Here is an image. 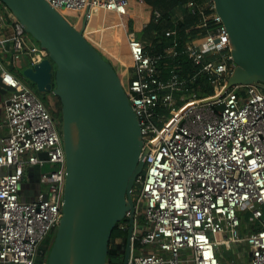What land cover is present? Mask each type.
Instances as JSON below:
<instances>
[{
	"label": "built area",
	"instance_id": "built-area-1",
	"mask_svg": "<svg viewBox=\"0 0 264 264\" xmlns=\"http://www.w3.org/2000/svg\"><path fill=\"white\" fill-rule=\"evenodd\" d=\"M47 1L55 8L85 12L86 19L95 7L123 19L129 4V0ZM186 7L200 15L205 31L183 43L174 36L155 53L121 22L122 42L133 68L125 89L139 119L143 149H148L134 185L135 226L127 264H221L220 247L239 241L250 247L245 264H264V89L238 84L212 102L196 97L199 75L209 80L215 95L233 64L228 32L213 0H193ZM154 17L160 13L154 12ZM13 18L14 31L0 39V45L11 42L15 61L25 54L31 64L46 57L47 50L27 42L28 34ZM180 55L195 70L183 76L175 62L163 77L160 61ZM7 63L4 53L0 80L11 89L4 101L8 131L0 138V169H8L0 174V264H36L39 248L61 217L65 152L49 108ZM218 103L223 109L215 108ZM42 152L46 158L39 156ZM45 162L53 165L39 174L47 197L40 192L33 201L22 200L24 166ZM244 212L259 226L242 234ZM138 217L143 219L140 224ZM135 239L140 244L137 254ZM148 244L153 250L144 248Z\"/></svg>",
	"mask_w": 264,
	"mask_h": 264
},
{
	"label": "water",
	"instance_id": "water-1",
	"mask_svg": "<svg viewBox=\"0 0 264 264\" xmlns=\"http://www.w3.org/2000/svg\"><path fill=\"white\" fill-rule=\"evenodd\" d=\"M0 1L48 53L23 69L24 78L61 103L66 174L61 217L45 264H106L111 232L128 217L122 261L127 264L135 224L132 192L148 149L122 80L84 35L85 15L76 27L63 15L64 7L47 0ZM213 2L228 32L233 66L220 92L203 98L205 103L238 84L264 89V0Z\"/></svg>",
	"mask_w": 264,
	"mask_h": 264
},
{
	"label": "crops",
	"instance_id": "crops-1",
	"mask_svg": "<svg viewBox=\"0 0 264 264\" xmlns=\"http://www.w3.org/2000/svg\"><path fill=\"white\" fill-rule=\"evenodd\" d=\"M190 1L193 0H186L181 4H178L175 2V0H129L128 12L123 17V19L118 18L113 12L109 10L95 7L92 9L91 16L89 17V19H86V24L83 33L86 36V38L102 53V55L107 60H109L111 63H114L116 65L114 68L116 69L117 73L119 74L118 71L121 70L123 78L128 80L130 75L132 74L133 68H132L130 54L122 42L125 36V28L121 25L122 20L123 22L126 23L127 30L129 28H132L137 30L140 33V35H142L141 39L144 40L146 47L148 46L146 48L148 52L155 53L154 51H152L155 42H152L149 36L154 37L156 35V32L155 31L150 32L148 29L144 31L143 29L144 23H146L147 20H150L151 17H154V12L157 11L161 13L162 12L161 8H163V9H168V12L172 14V18H173L172 21L174 22V24L176 26L177 25L180 26L183 24L186 13L189 12V9L186 7V4ZM84 15L85 12L80 13V18H78L77 20L78 26L76 27L81 26ZM156 20L157 19H155V21ZM14 22L15 21L12 12L6 7V5H4L0 1V39H3L13 33ZM139 29L140 31L143 30L144 32H140ZM174 36L180 37L179 29L178 30L176 28L173 29L171 37ZM27 42L29 43L34 42L32 39H30L29 35L27 38ZM168 43L169 42H167V44ZM3 50H5V52ZM13 52L14 50L12 49L11 42H5L3 45H0V57L5 53V59L8 61L7 66L11 70H13L16 73V75L22 78L23 69L25 67L32 65L31 61L26 54L20 56L15 61L13 59ZM9 94H10V89H8L6 85H4L0 81V138L8 131L4 101ZM24 167H25V172L23 179L20 183L19 196L24 201H33L34 199H36V197L40 192L45 193V191L47 190L46 185L42 184L39 181L40 172L51 169L53 165L48 162H45L43 164H35V165L27 164ZM4 171H8V169L7 168L0 169V174ZM258 226H259V221L253 219L251 215L248 221L244 220L242 216L240 232L242 234H245L250 229L256 228ZM237 244L242 245L243 250L239 252L237 263H235L236 261L234 260L232 261L228 260L229 264H245V262L249 257L250 254L249 245L246 242L239 241V242L230 243V246L235 248ZM144 248H146V250H153L154 245L148 244ZM227 248L228 246L224 247V249ZM240 253H242L241 256Z\"/></svg>",
	"mask_w": 264,
	"mask_h": 264
},
{
	"label": "trees",
	"instance_id": "trees-1",
	"mask_svg": "<svg viewBox=\"0 0 264 264\" xmlns=\"http://www.w3.org/2000/svg\"><path fill=\"white\" fill-rule=\"evenodd\" d=\"M186 0H175L176 3L181 4L185 2ZM160 17L157 18L155 21L154 17H151L150 20H147V26L143 27L144 31L148 29L150 32L155 31L156 35L154 37L149 36L151 38L152 42H155L153 45V50L156 52L158 49H162L167 42H169L170 38H172V31L173 29H179L180 31V43L187 38V37H194L200 32H204L205 28L200 26V15L199 14H191L190 11L186 13L184 17L183 24L180 26H176L174 22L172 21V14L168 12V9L161 8ZM153 16V15H152ZM130 30H134L137 32L139 38H141L142 35L140 33L132 28H129ZM140 31V29H139ZM141 30L140 32H144ZM151 35V34H149ZM143 40V39H142ZM144 41V40H143ZM145 43V42H144ZM148 47V46H147ZM146 47V48H147ZM151 51V52H152ZM178 63V69L180 73L183 76H188L190 73H192L195 68L191 64L190 60L187 59L185 55H180L179 57L175 59H164L161 60L159 63V66L162 69L163 77H166L168 74V68L173 63ZM195 85L198 86L194 94L196 97H207L213 94V88L209 82V80L204 75H199L196 79ZM52 93V92H51ZM46 106L49 108L50 112L52 113V116L58 126V129L60 131V122H61V103L58 98L57 100V108L55 109L51 103L50 99L46 96L41 97ZM245 215H250L248 212H244ZM141 223V221H140ZM124 224V226H121ZM127 224H128V217L123 218L121 221H119L115 227L113 228L110 239L108 242V253H107V259L106 264H122L123 261V253L125 249L126 244V235H127ZM55 230L51 233V235H54ZM52 236H48L41 247H42L41 253L37 255L36 257V264H41L46 261V257L49 251V248L52 243ZM134 247H135V254L138 253L140 249L139 240H134Z\"/></svg>",
	"mask_w": 264,
	"mask_h": 264
},
{
	"label": "rangeland",
	"instance_id": "rangeland-1",
	"mask_svg": "<svg viewBox=\"0 0 264 264\" xmlns=\"http://www.w3.org/2000/svg\"><path fill=\"white\" fill-rule=\"evenodd\" d=\"M62 13H63V15L74 25V26H78L77 24H78V18H80V13L81 12H73V11H70V10H64V11H62ZM29 37H30V39H32L34 42H36L30 35H29ZM37 43V42H36ZM166 45H167V43H166ZM165 45V46H166ZM113 64V66L115 67L116 65L114 64V63H112ZM119 72V74H120V76H121V80H122V83H123V85H124V87L126 88L127 87V84H128V81H129V79H128V77H127V79L128 80H126V79H124L123 78V75H122V73H121V70H119L118 71ZM130 78V77H129ZM26 81L28 82V84H30L31 85V88H33L34 90H35V92L38 94V96L39 97H42V96H46L47 98H49L50 99V103H51V105L56 109L57 108V100H58V98H57V96H55V95H53L52 93H51V91H47V92H44V93H39L37 90H36V88H35V86H34V84H32L30 81H28L27 79H26ZM138 188V186H134V191L132 192V194H133V196L135 195V189H137ZM243 219L244 220H246V221H248L249 219H250V215H245V214H243ZM140 221H143V219L142 218H140V217H138V221H137V224H140ZM121 226H124V224H122ZM53 235V234H52ZM51 234H50V236H52ZM42 247H44V245L42 246ZM42 247H40L39 248V251L40 252H38L39 254L41 253V250H42ZM243 250V247H242V245H240V244H237V246H235V248L234 247H231L230 245L228 246V248L227 249H224V247L223 246H221L220 247V251H221V256H222V258H223V260H225V261H232V260H234V261H236L235 263H237V261H238V255H239V252L240 251H242ZM242 255V253H240V256Z\"/></svg>",
	"mask_w": 264,
	"mask_h": 264
},
{
	"label": "bare ground",
	"instance_id": "bare-ground-1",
	"mask_svg": "<svg viewBox=\"0 0 264 264\" xmlns=\"http://www.w3.org/2000/svg\"><path fill=\"white\" fill-rule=\"evenodd\" d=\"M4 4V3H3ZM5 5V4H4ZM26 32V31H25ZM27 33V32H26ZM28 34V33H27ZM29 35V34H28ZM61 134V133H60ZM134 226H135V224H134ZM46 262V261H45ZM45 262H44V264H45Z\"/></svg>",
	"mask_w": 264,
	"mask_h": 264
}]
</instances>
